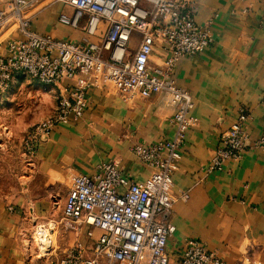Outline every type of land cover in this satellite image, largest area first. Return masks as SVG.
Here are the masks:
<instances>
[{"label": "crops", "instance_id": "0c3cea01", "mask_svg": "<svg viewBox=\"0 0 264 264\" xmlns=\"http://www.w3.org/2000/svg\"><path fill=\"white\" fill-rule=\"evenodd\" d=\"M195 1L196 21L210 22L214 42L183 59L173 75L175 84L192 97L189 116L196 123L187 132L173 175L174 195L187 193L189 198L178 199L170 214L161 218L175 227L168 242L170 262L181 261L185 244L195 239L225 264H264V148L253 147L264 137V0ZM40 6L33 11L36 33L73 43L99 40L86 32L84 21L79 29L60 23L62 12L71 13L63 4ZM105 27L102 23L100 33ZM8 34L2 33L0 42ZM136 39L134 48L139 44ZM165 56L158 47L151 61L163 65ZM27 78L31 79L18 75L15 82H30ZM44 89L57 99L56 88ZM86 97L83 117L70 116L55 124L31 153L20 147V139L11 138L7 124L0 125V264H56L72 249L94 244L99 229L83 225L69 230L60 224L50 231L45 249L36 228L60 222L75 177L93 176L102 164L117 163L125 178L146 181L154 169L137 158L134 147L175 136L171 119L176 107L162 93L124 102L114 85L97 81ZM241 107L250 115L247 149L222 170L207 171L221 133L236 124ZM56 109L55 105L53 112ZM32 119L34 124L40 117Z\"/></svg>", "mask_w": 264, "mask_h": 264}, {"label": "built area", "instance_id": "2783aa9c", "mask_svg": "<svg viewBox=\"0 0 264 264\" xmlns=\"http://www.w3.org/2000/svg\"><path fill=\"white\" fill-rule=\"evenodd\" d=\"M44 2L48 6L61 2L71 13L62 12L59 22L79 29L84 21L86 32L99 40L73 43L33 31V11ZM197 12L195 0H0V37L9 33L0 42V94L12 88L18 75L58 90L56 116L33 132L26 143L28 152L58 122L83 117L87 90L97 81L114 85L124 102L162 93L176 107L172 140L134 147L137 158L154 169L146 181L125 178L117 163L102 164L93 176L75 177L60 222L36 228L38 242L46 249L50 231L60 224L69 230L86 225L101 231L94 244L72 249L56 264H171L168 242L175 227L161 218L170 214L178 199L189 198L187 193L174 195L173 175L187 132L196 123L189 116L192 97L175 84L173 75L183 59L214 42L210 22L198 24ZM136 37L139 44L134 48ZM158 47L166 54L163 65L151 61ZM76 78L75 85L65 86ZM249 117L248 109L241 107L236 124L221 133L207 171L222 170L226 162L241 157L251 141ZM253 147L264 148V137ZM87 237L93 238L92 230ZM175 264L225 262L200 241L189 239L183 258Z\"/></svg>", "mask_w": 264, "mask_h": 264}, {"label": "rangeland", "instance_id": "374dc122", "mask_svg": "<svg viewBox=\"0 0 264 264\" xmlns=\"http://www.w3.org/2000/svg\"><path fill=\"white\" fill-rule=\"evenodd\" d=\"M48 3L44 2L40 7H45ZM28 80L30 82L25 81L23 84L16 81L7 93L0 94V125L3 127L7 124L12 130L11 138L17 141L20 139V147L23 146L25 150L26 143L37 127L52 120L57 111L53 112L55 105L57 106L56 97L51 96L43 85L32 79ZM35 116L40 117V120L31 124Z\"/></svg>", "mask_w": 264, "mask_h": 264}, {"label": "bare ground", "instance_id": "6f19581e", "mask_svg": "<svg viewBox=\"0 0 264 264\" xmlns=\"http://www.w3.org/2000/svg\"><path fill=\"white\" fill-rule=\"evenodd\" d=\"M39 245H40V244H39ZM45 249H46V248H45ZM45 249H44V250H45Z\"/></svg>", "mask_w": 264, "mask_h": 264}]
</instances>
